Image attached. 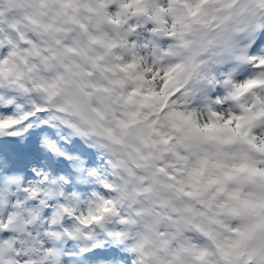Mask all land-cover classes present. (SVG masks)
<instances>
[{
  "label": "snow or ice",
  "instance_id": "snow-or-ice-1",
  "mask_svg": "<svg viewBox=\"0 0 264 264\" xmlns=\"http://www.w3.org/2000/svg\"><path fill=\"white\" fill-rule=\"evenodd\" d=\"M0 264H264V0H0Z\"/></svg>",
  "mask_w": 264,
  "mask_h": 264
},
{
  "label": "clouds",
  "instance_id": "clouds-1",
  "mask_svg": "<svg viewBox=\"0 0 264 264\" xmlns=\"http://www.w3.org/2000/svg\"><path fill=\"white\" fill-rule=\"evenodd\" d=\"M240 25H239V22H234L233 24H232V27L233 28H237V27H239ZM190 39H192V37H190Z\"/></svg>",
  "mask_w": 264,
  "mask_h": 264
}]
</instances>
